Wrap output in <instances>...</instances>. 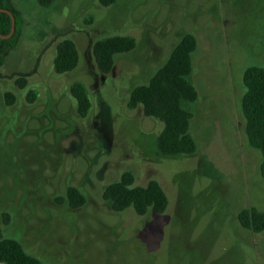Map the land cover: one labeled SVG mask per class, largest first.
<instances>
[{
    "label": "rangeland",
    "instance_id": "1",
    "mask_svg": "<svg viewBox=\"0 0 264 264\" xmlns=\"http://www.w3.org/2000/svg\"><path fill=\"white\" fill-rule=\"evenodd\" d=\"M14 3L22 35L0 79L4 237L45 264H264V232L237 219L244 209L264 212L262 154L248 144L241 104L245 70L264 65V0ZM187 33L198 41L191 77L198 100L190 107L198 150L168 157L157 148L162 124L128 102ZM113 35L136 47L104 75L93 48ZM65 39L80 58L59 75L54 59ZM77 81L92 102L84 118L70 90ZM125 172L139 185L161 184L169 198L163 215L112 210L104 190ZM71 186L87 199L79 209L65 201Z\"/></svg>",
    "mask_w": 264,
    "mask_h": 264
},
{
    "label": "trees",
    "instance_id": "2",
    "mask_svg": "<svg viewBox=\"0 0 264 264\" xmlns=\"http://www.w3.org/2000/svg\"><path fill=\"white\" fill-rule=\"evenodd\" d=\"M43 7L52 6L57 0H38ZM104 7L111 6L115 0H99ZM0 8L10 10L16 18V31L9 39L0 38V79L2 67L8 53L16 48L22 35V18L14 0H0ZM12 19L6 13H0V33L9 35ZM198 46L197 38L187 33L172 49L166 62L158 68L145 84L135 86L129 96L128 106L142 108L145 116L162 124L157 138L158 151L168 157L194 155L198 150L195 138L191 134L193 118L192 104L198 100V92L191 77L193 72V54ZM135 40L128 36L113 35L98 40L94 44L93 54L96 65L104 75L113 70L120 55L132 52ZM76 44L69 39L57 46L54 69L59 75L72 72L79 63ZM21 88L26 87V80L18 79ZM244 95L242 110L246 120L245 133L250 147L262 154L260 167L264 181V65L248 67L243 74ZM71 95L81 117H87L92 108L90 95L81 82H74ZM8 105L14 104L11 93L5 95ZM30 101L35 99L32 94ZM103 198L112 204V210L122 214L132 209L138 216L153 214L163 215L169 205L167 193L157 180H151L142 186L136 182L133 173L125 172L118 180L108 185ZM65 201L73 209L86 204L83 192L74 186L66 191ZM242 228L254 233L264 232V212L255 208L244 209L237 217ZM0 264H45L42 260L27 252L20 241L5 238L0 229Z\"/></svg>",
    "mask_w": 264,
    "mask_h": 264
},
{
    "label": "water",
    "instance_id": "3",
    "mask_svg": "<svg viewBox=\"0 0 264 264\" xmlns=\"http://www.w3.org/2000/svg\"><path fill=\"white\" fill-rule=\"evenodd\" d=\"M0 13H6V14L10 15V17L12 19V30H11V33L9 35H3V34L0 33V38L9 39V38H11L14 35V33L16 31V18L14 16V14L8 9L0 8Z\"/></svg>",
    "mask_w": 264,
    "mask_h": 264
}]
</instances>
